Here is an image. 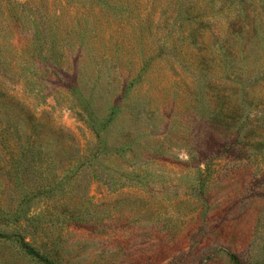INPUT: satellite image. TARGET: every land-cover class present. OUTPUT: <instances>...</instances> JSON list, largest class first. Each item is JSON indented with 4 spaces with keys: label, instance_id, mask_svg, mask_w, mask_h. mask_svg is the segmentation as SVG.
<instances>
[{
    "label": "rangeland",
    "instance_id": "obj_1",
    "mask_svg": "<svg viewBox=\"0 0 264 264\" xmlns=\"http://www.w3.org/2000/svg\"><path fill=\"white\" fill-rule=\"evenodd\" d=\"M234 255L264 264V0H0V264Z\"/></svg>",
    "mask_w": 264,
    "mask_h": 264
},
{
    "label": "trees",
    "instance_id": "obj_2",
    "mask_svg": "<svg viewBox=\"0 0 264 264\" xmlns=\"http://www.w3.org/2000/svg\"><path fill=\"white\" fill-rule=\"evenodd\" d=\"M25 248L28 252L34 253V248H32V246H29L28 244H25ZM233 259L235 261L236 264H241V262L239 261V259L234 255Z\"/></svg>",
    "mask_w": 264,
    "mask_h": 264
}]
</instances>
